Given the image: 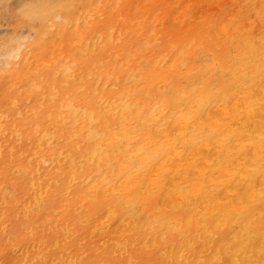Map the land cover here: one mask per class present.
I'll use <instances>...</instances> for the list:
<instances>
[{"label": "bare ground", "instance_id": "bare-ground-1", "mask_svg": "<svg viewBox=\"0 0 264 264\" xmlns=\"http://www.w3.org/2000/svg\"><path fill=\"white\" fill-rule=\"evenodd\" d=\"M18 4L0 264H264V0Z\"/></svg>", "mask_w": 264, "mask_h": 264}, {"label": "rangeland", "instance_id": "rangeland-1", "mask_svg": "<svg viewBox=\"0 0 264 264\" xmlns=\"http://www.w3.org/2000/svg\"><path fill=\"white\" fill-rule=\"evenodd\" d=\"M6 1L8 2L7 4H6ZM16 1L17 0H5L2 4H0V30H1V35H0V37L1 36H10L11 34H14V32L15 33H20V32H24L25 33V31H27L25 28L26 27H24L25 25H23V21L22 20H20L19 19V17H18V13H17V11H18V9H19V2L20 1H23V0H18V3H16ZM26 1H32V0H24V2H26ZM202 1V5L205 7V8H208V6L210 5L211 7L213 6V4H211V2L212 3H214V0H201ZM206 2V3H205ZM4 5V6H3ZM7 5V6H6ZM15 5V6H14ZM208 5V6H207ZM209 6V7H210ZM6 7H8V8H6ZM16 8V9H15ZM18 8V9H17ZM213 8V7H212ZM208 9H210V8H208ZM13 10V11H12ZM210 11L211 12H215L216 10L214 9V10H212V9H210ZM3 12L5 13V14H3ZM7 12H8V14H7ZM217 12V11H216ZM217 14H219V12H217ZM5 15H6V17L8 16V18H6L5 17ZM14 15V16H13ZM10 17V18H9ZM14 21V22H13ZM21 24H22V26H21ZM8 28H9V30H8ZM24 29H25V31H24ZM13 30V31H12ZM15 30V31H14ZM23 30V31H22ZM5 31H7V32H5ZM10 31H12V32H10ZM17 31V32H16ZM6 33H8V34H6ZM11 33V34H10ZM5 36V37H6ZM12 91L13 90H11V93H12ZM10 93V94H11ZM144 255H149V258H150V260H154V261H156V262H158L157 261V257H155L154 255H152L151 253H150V250H148V249H146L145 251H144ZM154 258V259H153ZM160 261V260H159ZM158 264H162L161 262H158Z\"/></svg>", "mask_w": 264, "mask_h": 264}]
</instances>
